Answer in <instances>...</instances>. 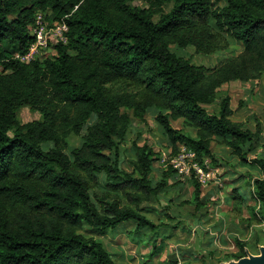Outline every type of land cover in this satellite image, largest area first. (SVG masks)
<instances>
[{"label":"trees","instance_id":"obj_1","mask_svg":"<svg viewBox=\"0 0 264 264\" xmlns=\"http://www.w3.org/2000/svg\"><path fill=\"white\" fill-rule=\"evenodd\" d=\"M37 14L50 24L64 22L67 42L54 45L44 60L20 63L12 56L33 42L29 28ZM229 40L242 50L211 68L171 49L211 55L227 50ZM263 74L264 0H0V264H116L101 241L81 230H113L126 222L138 230L167 227L149 220L143 205L158 204L160 193L177 184L175 172L167 165L154 180L149 175L159 156L151 146L134 141L129 155L121 149L133 118L145 125L148 112L170 156L186 145L199 162L209 159L230 176L235 168L245 171L239 177L250 180L254 202L246 225L259 224L260 124L252 131L232 121L227 94L216 112L206 107L223 85L259 81ZM119 83L133 92L112 90ZM23 106L40 120L20 124L16 114ZM179 119L195 138L173 128ZM71 134L81 135L77 147H69ZM214 141L229 159L212 152ZM191 183L189 204L199 213L208 199ZM231 195L240 206L247 200L238 188ZM176 227L169 224V230ZM254 231L253 245L235 238L237 251L218 263L264 245L260 230ZM214 255L209 251L197 261ZM169 262L178 264L175 254Z\"/></svg>","mask_w":264,"mask_h":264},{"label":"rangeland","instance_id":"obj_2","mask_svg":"<svg viewBox=\"0 0 264 264\" xmlns=\"http://www.w3.org/2000/svg\"><path fill=\"white\" fill-rule=\"evenodd\" d=\"M136 4L143 5L141 2ZM220 4H224V2L221 1ZM229 43L227 50L211 55L197 54L191 47L177 49L172 45L171 49L177 54L185 56L195 65L211 68L219 66L227 58L237 55L242 50L239 43L233 40H229ZM112 90L133 92L132 87L123 83L114 84ZM225 94L231 98L232 121L239 122L252 131L255 130L257 124H260L262 133L256 156L264 158V74L259 81L232 82L223 85L216 102L206 107L208 112H216L219 102ZM129 114L131 115L130 112ZM16 117L20 124L41 118L39 113L32 111L27 106L19 108ZM92 122L93 119L89 121V123ZM171 124L173 128L182 130L193 138L196 137L195 130L186 127L182 119L172 121ZM132 125L121 149L124 150V154L129 155L134 141L138 145L146 143L151 146L158 153L159 160L155 162L149 176L159 181L162 171L167 169L161 160L169 159L171 148L162 137L154 121L153 113L146 114L145 125L134 118ZM81 135H83V131ZM81 135H69L67 138L69 147H77L81 142ZM211 149L216 155L229 159V151L218 145L216 141L212 142ZM125 164L124 162V167ZM213 168L220 181L201 186L202 200H208L205 201L207 203L199 213L194 212L192 205L189 204L193 191L191 181L194 179L176 177L177 184L171 185L172 182H168V185L170 184L172 187H168L167 191L160 193L158 204L143 205L145 208L143 214L156 225L166 224V228L160 226L157 230H138L134 223L126 222L113 230L94 231L84 228L81 233L86 237H93L101 241L116 264H171L169 256L172 254L177 257L178 264H183L186 261L200 264L197 260H200L201 255L207 258V252L212 250L215 254L214 257L205 260L204 264H218V261L237 251L234 243L235 238L246 241L250 246L254 244L256 234L254 229L260 230V234L264 236V216L259 214V224L253 222L250 227H247L246 219L249 217L247 206L254 205V202L249 198L247 182L250 180L247 177H239V173H244V170L235 168L237 173L230 176L224 167L213 166ZM249 172L253 176L257 175L253 170H249ZM234 188H238L239 192L245 194L244 196L247 198L245 204L240 206L236 200L230 199L231 191ZM101 189L100 185L99 190ZM164 213L172 216L173 219L165 217ZM169 224H175L177 227L169 230ZM249 251L253 254L257 253V249L254 247Z\"/></svg>","mask_w":264,"mask_h":264},{"label":"built area","instance_id":"obj_3","mask_svg":"<svg viewBox=\"0 0 264 264\" xmlns=\"http://www.w3.org/2000/svg\"><path fill=\"white\" fill-rule=\"evenodd\" d=\"M67 30V25L64 22L57 21L50 24L42 14H37L33 25L29 28L33 42L26 52L16 53L12 56V59L25 64L46 59L54 51V45L66 44ZM161 163L164 166L168 165L178 178H193L200 186L220 181L209 159L199 162L195 151L186 145H178L175 154L167 160L162 159Z\"/></svg>","mask_w":264,"mask_h":264},{"label":"water","instance_id":"obj_4","mask_svg":"<svg viewBox=\"0 0 264 264\" xmlns=\"http://www.w3.org/2000/svg\"><path fill=\"white\" fill-rule=\"evenodd\" d=\"M245 255L237 260H228L218 264H264V245L257 247V253L253 254L248 248L244 249Z\"/></svg>","mask_w":264,"mask_h":264}]
</instances>
